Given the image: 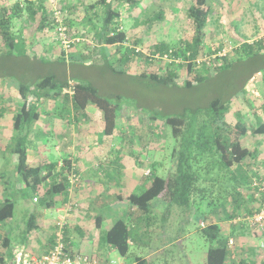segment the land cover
Instances as JSON below:
<instances>
[{
	"label": "rangeland",
	"instance_id": "rangeland-1",
	"mask_svg": "<svg viewBox=\"0 0 264 264\" xmlns=\"http://www.w3.org/2000/svg\"><path fill=\"white\" fill-rule=\"evenodd\" d=\"M96 1L37 0L48 10L47 21L56 19L55 12L62 11L61 20L66 27V36L73 46L68 49L63 47L59 39L57 20V26L46 24L40 28L41 11L38 12L36 19H31L27 13H23L22 16L14 19L12 30L15 36L22 35L27 45L22 46L20 52L17 51L19 58L12 74L7 72V68L0 67V78H5L3 75L6 73L8 81L15 83L10 87L8 85L3 93L0 91V105L15 106L18 101V84L27 82L34 85L41 76L49 73L50 68H54L59 81L92 83L101 94L119 104L116 132L113 135L104 132V122V127L99 129L96 126L98 123L101 124V121L96 114L91 116L93 108L88 109L90 115L87 114V117L84 116V112L75 113L77 117L79 116L77 120L71 118L70 113L62 112L61 116L57 111L51 110L53 111L51 114L43 115L40 121L33 122L44 126L41 128L45 132L41 136V141L44 143V149L48 148L52 151H55L58 133L63 129L58 125L64 122L76 125L73 126L77 133L74 136L78 139L75 141L76 148L74 147L72 153L76 157L80 172H82L81 168L88 167L87 172L83 173L84 182L94 183V189L84 194L73 193L67 199L74 205L67 215V218L70 217L74 221L66 222L68 248L70 245L72 249L84 254H95L92 256L97 258L100 254L95 253L96 247L107 245L103 241L107 230L116 220L128 218L139 228L140 241L131 247V252L126 257L113 250L110 253L111 260L123 263L130 262L133 256H141L147 257L150 264H207V251L211 242L201 233L203 228L201 224L205 223L207 226L210 223H219L227 224L228 235L230 234V238L236 241V245L232 248L235 258L231 259L234 261L230 259L228 264H251L249 261H252V258H254L252 264H261L264 258V250H262L264 236L260 233L263 232H256V229L244 220L247 215L243 213V209L247 204L254 205V208L259 206V203L250 197L247 178H251L252 186L255 180L264 182V134L256 136L251 132L264 123V48L255 47L251 54H247L241 46L260 38L264 39V0H210L211 12L204 45L198 58V69L201 70L204 65L211 71L208 72L204 82H195L193 87L185 85L187 75L182 66L177 67L179 77L171 84L155 83L149 78L140 77V74L148 67L146 57L150 58L153 55L151 48L155 44L168 43L174 46L181 38L190 36L192 28L187 10L194 0H139V5L135 7L120 5L122 24L129 37L125 43L115 45H108L99 37L104 18V5L91 9L90 5ZM15 2L0 0V5L12 7ZM92 20L94 21L91 22ZM126 47L137 48L144 56L134 57L132 61L120 58L124 55ZM222 49H227L226 56L229 63L218 71L217 67L223 65V61L217 54ZM2 50L4 47L0 38V51ZM62 51L67 55L64 65L61 63ZM70 54L72 56L69 58ZM36 57L47 61L46 68L41 72L30 70L25 73L22 70L23 64L27 67L28 63L36 60ZM155 57L157 63L154 69L160 73L164 72L166 65L173 61L172 57L161 54ZM217 97L223 98L227 103L225 118L229 127H233L238 122H241L239 125L249 127V133L242 141L256 150L257 158L247 159L237 173L232 168L237 179L233 177L231 169L219 170L216 166L210 173L206 174L204 171V179L200 181L199 187L205 191L197 193L191 210L185 211L186 209L174 206L167 218L164 215L167 211V203H160L159 198L153 202L155 217L148 228L142 219L138 218L136 210H134L135 215L131 218L127 217L130 206L124 201L122 203L124 208L118 209L120 203L117 202L119 200L115 201L116 194L118 192L127 195L140 194L152 183V177L148 175L151 170L165 176L176 168L174 160H177V157L174 158L173 151L175 148L180 149L182 139L173 135L172 126L166 122L167 119L186 113L189 116V123L197 122L200 126L208 123L211 126L205 110L198 114L195 120L190 117H196L193 108L204 109ZM31 98L34 100L33 97ZM185 128L189 133L190 127ZM47 129L54 130L51 133L58 135L51 137L46 135ZM14 143V139L8 140L6 145L3 144L4 148H0L8 158L7 162L0 163L2 173L0 193H4L2 195L16 203L15 215L6 223V229H0V235H7L5 231H10L13 246L21 247L31 242L29 240L32 232L37 233L39 230L27 232L26 221L30 213L43 212L47 222L46 229L51 232L55 230L56 220L62 214L56 207L61 204L63 206L66 198H59V202L54 199L55 208L47 212L42 203L32 201L34 195L32 189L24 186L15 170L18 154L10 147ZM27 148L32 152L37 146L27 145ZM101 148L110 150L111 153L119 150L122 156L98 167ZM90 153H95L96 158L94 155L89 156ZM206 159L207 157L205 159L203 157L201 161ZM126 166L130 169H123ZM131 167L135 169L137 167L138 171H132ZM136 173L138 178H132ZM211 176H218L217 181L210 180ZM125 177L127 179L122 186ZM235 181L243 183L248 203L244 204L236 217H231L235 200L231 197L223 199V190L226 187L234 191L238 186ZM46 182L47 188L50 186V181ZM92 198L94 202L91 201ZM86 201L91 205L93 203L94 206L83 208ZM77 214L79 217L75 219ZM98 217L102 218L100 226L97 222ZM239 218L240 220L235 222ZM232 231L235 233L233 234ZM41 233L39 235L43 238L44 234ZM256 247L261 249V252L255 253ZM18 252L19 249L15 248L14 253Z\"/></svg>",
	"mask_w": 264,
	"mask_h": 264
},
{
	"label": "trees",
	"instance_id": "trees-1",
	"mask_svg": "<svg viewBox=\"0 0 264 264\" xmlns=\"http://www.w3.org/2000/svg\"><path fill=\"white\" fill-rule=\"evenodd\" d=\"M139 2V0H97L96 3L90 5L91 9L96 8L98 5H104V18L100 27V39L108 45L125 43L129 36L122 24L120 5L135 7L139 5ZM39 11H41L40 28L46 24L57 26L55 18L47 21L48 10L42 2H37V0L17 1L13 3L12 7L0 5V38L4 47V50L0 51V67L2 69L7 68L9 74L13 73L12 70L18 61L19 57L17 55L19 53L17 51L20 52V48L27 45L22 35L15 36L12 30V23L16 17L22 16L23 13H27L31 19H36ZM210 12V0H194L187 10V16L192 28L190 36L181 38L178 44L174 46L168 43L155 44L151 48L153 55L150 58L146 57L148 67L140 74V77L149 78L150 81L155 83L171 84L176 82V79L179 77L177 67L182 66L187 75L185 82L187 87H193L195 82H204L207 79L208 72L211 70L204 65L201 67V70L198 69V58L204 45ZM95 16L97 17V15ZM89 20H91L90 17ZM72 46L71 44L70 47ZM255 47H258V49L264 48V39L260 38L253 43H244L241 46L242 50L247 54H251ZM124 52V55L120 56V58L126 61H132L134 57L141 58L144 56L139 49L137 50V48L133 47H126ZM157 54L173 58V61L166 65L162 73L154 69V65L157 63L155 57ZM81 55L84 56L83 54ZM60 56L63 60L61 63L63 65L66 64L67 55L64 51L61 52ZM71 56L72 54L69 55V58ZM218 58L223 61V65L217 67L218 71H221L228 65L229 60L227 56ZM177 59H181L182 61L178 63L175 61ZM45 62L47 61L36 57V60L28 63L27 67L23 64L22 70L25 73L30 70L41 72L46 68L47 64ZM53 69L50 68L49 73L41 76L34 85L27 82L18 84L17 98L20 101L17 103L18 110L13 117L14 138L12 140L14 139L15 143L10 145L14 153L18 154L16 172L20 175L22 181L32 189L33 194H38L41 185L48 180L50 181L52 176L57 175V180L51 183L52 179L50 186L39 198V203L49 206L53 204L56 196H67L69 194L71 184L68 175L73 168V162L69 158V155H67L62 159V165L58 169L57 162L40 163L34 166L29 163L27 140L22 136V131L40 119L42 113L40 106L42 107V102H44L42 100L62 101L64 107L62 112H67L66 114H68L69 110L73 108L74 114L71 112V116L74 115L76 120L79 116L77 117L75 113H83L88 106H95L103 113L104 132L107 135H113L116 132L119 114V104L101 94L95 85L89 82L70 83L68 80L59 81L57 73ZM3 76L5 78H0V91L2 93L8 88V85L10 87V85L15 84L8 81L6 73ZM192 110L196 116L195 118L190 117L192 120L197 119L198 114L205 110L206 117L209 119L208 122L211 126L208 123H203L201 126L197 122L189 123V116L186 113L179 116H171L167 119L166 122L172 126L173 135L176 138L182 139L180 149L175 148L173 151L174 158L177 157V160H174L176 168L169 171L165 176L151 170L148 175L152 177V183L145 191L140 194L119 195L130 206L127 217L131 218L137 213L138 218L142 219L147 228L155 217L153 202L156 199L160 198V203H167V211L164 212L167 218L170 216L174 206H178L183 210L186 209L185 211L191 210V206L196 201L195 196L197 193L205 191V189L199 187L200 181L204 179V171H206V174L210 173L216 166L219 167V170L231 169L230 172L237 179L232 168L237 173L238 169H242L247 159H255L256 157V150L252 149L250 144L245 145L242 141L249 133V127L247 125H239L241 122H238L233 127H229L225 118L227 103L223 98L217 97L212 99L204 109L193 108ZM3 114L4 110L0 109V116ZM187 126L190 127L188 129L189 133H187V128H185ZM206 127L207 129H205ZM251 132L256 136L263 135L264 123L258 125ZM203 157L204 159L207 157V159L201 161ZM233 177L230 178L232 179ZM217 179L218 176H211L210 180L215 182ZM247 179L249 180L250 197L260 205L264 192L259 191L258 187L252 186L250 177ZM236 183L238 186L234 188V191H230L226 187L223 190V199L231 197L235 200L231 217H236L244 204L248 203V199L244 194L243 183L241 182L240 184V181ZM259 207L254 208V205L247 204L243 209L244 212H242L250 216L259 210ZM15 209L16 203L11 198L5 197L3 201H0V223L12 219L15 215ZM134 210L137 212L135 213ZM45 218L44 213L41 211L31 212L26 221L27 232L44 228ZM97 222L98 226H100L102 218L98 217ZM227 227V224L210 223L201 228L203 236L211 242L210 248L207 251V264H228L229 260L233 257V250L229 247L230 234L228 235L229 230H227ZM139 231L137 225L130 222L128 218H120L107 230L103 241L126 257L130 254L131 247L137 241H140ZM144 231L147 232L148 230ZM232 233L234 234L235 232L232 231ZM260 234L264 236V232ZM10 238L11 236L8 234L6 236L0 235L1 247L8 248L11 243ZM66 242L68 243L67 239ZM54 243L55 238L53 246ZM262 250H264V247ZM5 260L6 258L1 254L0 249V264H5ZM136 264H150V262L147 257L137 256ZM261 264H264V258Z\"/></svg>",
	"mask_w": 264,
	"mask_h": 264
},
{
	"label": "crops",
	"instance_id": "crops-1",
	"mask_svg": "<svg viewBox=\"0 0 264 264\" xmlns=\"http://www.w3.org/2000/svg\"><path fill=\"white\" fill-rule=\"evenodd\" d=\"M17 99H18L17 103H19L20 99L19 98H17ZM42 101H44V102H42L43 103L42 104V108H41L42 109V113H41L40 119L37 120V121H40L42 119L43 115L51 114V112H53L54 110L57 111V113L61 114V116H62V111H63V108H64L63 105H62L63 104L62 101H60V100L53 101V100H47V99H44ZM89 108H93L94 109V110H92L93 112H91V113L88 112ZM0 109L4 110V114L2 116H0V148H4L3 144L5 143V145H6V141L8 142V140H12V138H14L13 117H14L15 112L18 110V105L16 104L15 106L14 105L11 106V105H8V104L6 105L5 104V105H2ZM51 110H53V111H51ZM71 112H72V114H74L73 108H71L69 110L70 115H71ZM89 113L91 114V116L96 114V116L98 117V120L101 121V124L98 123L96 125V126H98L99 129L104 127L103 126V120H104L103 119V113H102L101 110L95 109V107H92V105H90V106H88V108L86 109V111L83 114H84V116L87 117V114H89ZM71 118H74V115H72ZM35 123L27 126L22 131V136L26 138L27 145H36L37 146V148H35V150H33L32 152H29V149H28L29 163L34 166V165H37V164H40V163L44 164V163H49V162H57V169H58L62 165V162H63L62 159L65 158V156L69 155V158L72 159V162L74 164H76L77 172L81 175V181H80V183L76 184L73 187L71 195H73V193L75 195H77L78 193L84 194V192L87 193L89 190L94 189V183L93 182H84V180H83V173L87 172L88 167L81 168L82 172H80L78 170V164H77L76 157H74V154L72 153L74 147L76 148V146L74 145V144H76L75 141L78 139L77 136H74V134H77V133H76V131H75L73 126H76V125H72L71 122L68 123V124L65 123V122L62 123V124H59L58 126L59 127L61 126L63 128L58 133L59 136H57L58 134H56V133H51L54 130H52V131L50 130L49 131V129H47L46 135H50V137L53 136V135H56L57 139H58L57 146H55V151H52V150H50L48 148L44 149V143L41 141L42 140L41 136L44 135V133H45L43 131V129H41V128H44V126H41V125H38V124H35ZM63 131H65V132H63ZM113 144H115V143H113ZM99 151H100V154H101V158H99L100 163H98V165H99L98 167H100L101 164L107 165V162L110 163L111 161H113V159H119L122 156V153L119 152V150L115 151V153H111L110 150H105L104 148H101ZM107 153H108V155H107ZM109 154H110V156H109ZM90 155H94V158H96L95 153H90L89 156ZM257 156L258 155L256 153V157L255 158H257ZM7 159H8L7 155L5 156L4 151L0 150V163L1 162H7ZM131 168H132V171H134V170L138 171L137 167H136V169H135V167H131ZM123 169H130V168L126 166ZM126 174H128V173H125V175ZM0 176H2L1 172H0ZM132 178H138V173H136V175L133 174ZM52 179L54 181H56L57 180V175H55L54 177L52 176L50 178V181ZM126 179H127V177L124 178V184H122V186L125 185V180ZM21 181H22V179H21ZM122 182H123V179H122ZM23 183H24V186H27L25 184V182H23ZM46 185H47V182H44L41 185L40 191L38 193L39 195L38 194H34L33 195V198H32L33 202H34V197L36 195H38L39 198H40L45 193L46 189L48 188V187L47 188L45 187ZM43 188H44V190H43ZM2 194H4V193H2V192L0 193V195H1L0 196V201H3L5 199V196L2 195ZM122 194L127 195L124 192H118L116 194L117 197H116L115 201L119 200L117 202L120 203L118 209L124 208V205L122 203L125 200H123L119 196V195H122ZM69 196H70V192H69V194H67V196L61 195V196H58V197L55 198L57 200V202H59V198L66 197V200H65L63 206L61 204L60 206L56 207L57 211L62 213V214H60L59 217L63 216V214L67 215V214H65L63 209L65 207V204H66L67 199L69 198ZM88 201H86L84 203L83 208L87 209L88 207L94 206L93 203L91 205V204H89ZM91 201L94 202L95 201L94 198H92ZM35 203H38V202H35ZM54 203H55V201L50 206L43 204V207H44L45 211L47 212L50 209H54L55 208L54 207ZM73 208H74V205H73ZM76 208H78V207H76ZM76 208H75V210H76ZM128 213H129V210H128ZM78 217H79V215L77 214L74 218L78 219ZM70 220L74 221V219H72L70 217L66 218V222H68ZM7 222L0 223V229L3 230V228H5V225H7L6 224ZM46 226H47V222H46V219H45V227L42 228V229H39L37 231V233L36 232H32L31 233L32 236H31V238L29 240L31 242H29L25 246H21V247H19L17 245L13 246L12 240L10 238V240H11L10 246L8 248H4L3 246L0 248L1 249V254H3L5 256V258H6V260H5L6 263L5 264H19L18 261H17V254L14 253L15 248L19 249V251H25V252L33 255V257H42L43 255H45L48 252H50V250L53 248L54 230L50 232V231H48L46 229ZM66 226H67V223H66ZM66 226H65L66 239L68 240ZM39 231L42 232L41 234H44L43 238L39 235V233H40ZM5 232L8 235H10V231L6 230ZM4 236H6V235H4ZM68 244H69V241H68ZM69 248H70V245H69ZM70 250L72 252L81 253L80 251L72 249V248H70ZM113 250H116V249L111 247V246H109V245H105V246L100 245V247H96L95 253L100 254V256L98 258L102 260L103 264H114L115 261L111 260V258H110L111 257L110 253H112ZM260 250L261 249H258V247H256V249H254L255 253H256V251H260ZM91 255H95V254H91ZM136 258H137V256H133V258L131 259L130 262L129 261L128 262L124 261L123 263H120V264H136ZM129 259H130V257L128 258V260ZM262 260H261V263H262ZM253 261H254V258H252V261H249V263L252 264ZM120 262H122V261H120ZM115 263H118V262H115Z\"/></svg>",
	"mask_w": 264,
	"mask_h": 264
},
{
	"label": "built area",
	"instance_id": "built-area-1",
	"mask_svg": "<svg viewBox=\"0 0 264 264\" xmlns=\"http://www.w3.org/2000/svg\"><path fill=\"white\" fill-rule=\"evenodd\" d=\"M13 1H24V0H13ZM62 11L55 12V17L58 22V31H59V39L62 42V45L65 49H68L71 45V41L68 40L66 36V27L63 24V21L61 20ZM231 49V48H230ZM227 49H222V51H219L217 54L218 57H224L227 55ZM167 56V55H165ZM178 63L181 61H177ZM73 168L71 169L68 177L70 181V196H72V189L73 187L80 182V174L77 172L76 164L72 163ZM254 186L258 187L259 191L264 192V182H257V180L254 181ZM34 202H39V196L36 195L34 197ZM73 209V205L70 201H67L65 204V207L63 211L65 214L68 215V212ZM67 215H63L61 217H58L55 225L54 230V238L55 243L53 248L50 250L48 254L43 255L42 257H33V255L25 252V251H19L17 253V261L19 264H103L102 260L98 257L84 254V253H77L72 252L68 248V243L66 242V234H65V226H66V218ZM239 219H237L235 222H237ZM244 220H246L249 225L256 229V231L264 232V194H263V200H261L259 210L255 211L253 215L247 216ZM203 227H205V223L201 224ZM236 245V241L234 238H229V247L232 249ZM262 247H264V242L262 243ZM233 258H235V254H233ZM114 264H120L115 263Z\"/></svg>",
	"mask_w": 264,
	"mask_h": 264
}]
</instances>
